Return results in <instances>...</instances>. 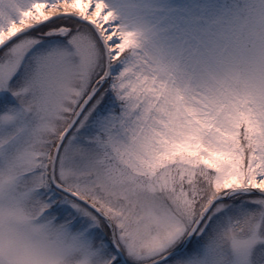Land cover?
Returning <instances> with one entry per match:
<instances>
[{
  "label": "snow or ice",
  "instance_id": "snow-or-ice-1",
  "mask_svg": "<svg viewBox=\"0 0 264 264\" xmlns=\"http://www.w3.org/2000/svg\"><path fill=\"white\" fill-rule=\"evenodd\" d=\"M0 264H264V0H0Z\"/></svg>",
  "mask_w": 264,
  "mask_h": 264
}]
</instances>
